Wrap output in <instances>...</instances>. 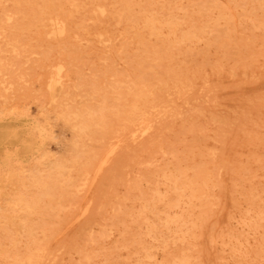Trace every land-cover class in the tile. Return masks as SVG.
Listing matches in <instances>:
<instances>
[{
  "label": "rangeland",
  "instance_id": "1",
  "mask_svg": "<svg viewBox=\"0 0 264 264\" xmlns=\"http://www.w3.org/2000/svg\"><path fill=\"white\" fill-rule=\"evenodd\" d=\"M262 191L264 0H0V264H264Z\"/></svg>",
  "mask_w": 264,
  "mask_h": 264
},
{
  "label": "bare ground",
  "instance_id": "2",
  "mask_svg": "<svg viewBox=\"0 0 264 264\" xmlns=\"http://www.w3.org/2000/svg\"><path fill=\"white\" fill-rule=\"evenodd\" d=\"M35 1H36V0H35ZM134 1H135V0H134ZM139 1H140V0H139ZM40 3H41V2H40ZM136 3H137V2H136ZM144 3H145V2H144ZM31 4H32V3H31ZM107 4H108V3H107ZM133 4H134V3H133ZM135 5H136V4H135ZM135 5H131V6H132V7L134 6V9H135V7H136ZM137 5H138V4H137ZM36 7H37V5H36ZM153 7H155V6H153ZM261 7H262V6H261ZM45 8H46V7H45ZM95 8H96V7H95ZM137 8H138V7H137ZM137 8H136V9H137ZM141 8H142V7H141ZM75 9H76V8H75ZM102 9H103V7H102ZM16 10H17V9H16ZM143 10H144V9H143ZM146 10H147V9H146ZM136 11H137V10H136ZM227 11H228V10H227ZM40 12H41V11H40ZM120 12H121V11H120ZM17 14H18V13H17ZM41 14H42V12H41ZM69 14H70V13H69ZM241 14H242V13H241ZM4 15H5V14H4ZM2 16H3V15H2ZM5 16H7V15H5ZM13 16H14V15H13ZM75 16H76V15H75ZM8 17H9V16H8ZM10 17H11V16H10ZM118 17H119V16H118ZM134 17H137V15L134 16ZM134 17H133V18H134ZM5 20H6V19H5ZM34 20H35V19H34ZM117 20H118V19H117ZM229 20H230V19H229ZM55 23H56V22H55ZM229 23H230V22H229ZM160 24H161V23H160ZM221 26H222V25H221ZM59 28H60V27H59ZM176 28H177V27H176ZM63 32H64V31H63ZM172 33H173V32H172ZM189 33H190V32H189ZM188 39H189V38H188ZM215 43H216V42H215ZM173 44H174V43H173ZM221 47H222V46H221ZM251 53H252V52H251ZM154 54H155V53H154ZM159 58H160V57H159ZM154 60H155V59H154ZM201 60H203V59H201ZM141 63H142V62H141ZM166 63H167V62H166ZM140 65H141V64H140ZM179 66H180V65H179ZM137 67H138V66H137ZM172 67H173V66H171V68H172ZM164 68H165V67H164ZM199 68H200V67H199ZM179 69H180V67H179ZM184 69H185V68H184ZM186 69H187V68H186ZM190 69H191V68H190ZM167 71H168V70H167ZM167 71H166V72H167ZM174 72H175V71H174ZM185 72H186V71H185ZM143 73H144V72H143ZM110 75H111V74H110ZM190 75L193 76L192 74H190ZM240 75H241V74H240ZM164 76H165V75H164ZM174 76H175V75H174ZM55 78H56V77H55ZM144 78H145V77H144ZM179 78H180V77H179ZM57 79H58V78H57ZM139 79H141V78L139 77ZM168 79H169V78H168ZM154 80H156V79H154ZM170 80H171V79H170ZM189 80H190V79H189ZM196 80H197V79H196ZM158 81H159V80H158ZM172 81H173V80H172ZM194 81H195V80H194ZM159 82H160V81H159ZM143 83H144V82H143ZM148 83H150V82H148ZM148 83H147V84H148ZM166 83H167V82H166ZM188 83H189V82H188ZM160 84H161V83H160ZM183 84H184V83H183ZM143 85H144V84H143ZM152 85H154V84H152ZM157 85H158V84H157ZM162 85H163V84H162ZM173 85H174V84H173ZM184 85H185V84H184ZM140 86H142V85H140ZM144 86H145V85H144ZM146 86H148V85H146ZM177 86H178V85H177ZM138 87H139V86H138ZM138 87H137V88H138ZM165 87H166V85H165ZM147 88H148V87H147ZM153 88H154V86H153ZM162 88H163V87H162ZM177 88H178V87H177ZM134 89H135V86H134ZM143 89H144V88H143ZM151 89H152V88H151ZM189 89H190V88H189ZM211 89H212V88H211ZM146 90H147V89H146ZM149 90H150V89H149ZM155 90H156V88H154V91H155ZM186 90H187V89H186ZM147 91H148V90H147ZM168 91H169V90H168ZM179 91L181 92V90H179ZM140 92H142V91H140ZM140 92H139V93H140ZM159 92H162V91L159 90ZM159 92H158V93H159ZM134 93H135V91L133 92V94H134ZM154 93H155V92H154ZM163 93H164V92H163ZM171 93H172V92H171ZM186 93H187V92H186ZM140 94H141V93H140ZM149 94H150V93H149ZM138 95H139V94H138ZM138 95H137V96H138ZM152 95H153V94H152ZM135 96H136V95H135ZM148 96H149V95H148ZM148 96H147V97H148ZM138 97H139V96H138ZM147 97H146V98H147ZM176 98H177V97H176ZM131 99H132V98H131ZM149 99H150V97H149ZM149 99H148V100H149ZM153 99H154V98H153ZM132 100H133V99H132ZM139 100H140V99H139ZM142 100H144V99H142ZM142 100H141V101H142ZM133 101H134V100H133ZM141 101H140V102H141ZM173 101H174V100H173ZM140 102H137V103L134 104V106H133V108H132V111H131V112H134V113H132V114H131V113H128V114H127V118L124 120V122H126L125 125H124V128L127 127V126L129 125V124H128L129 121H130V122L132 121L133 123L135 122L136 124H135V123H134V124H135L136 127H138L137 129H140L139 126H140V127H143L142 129H143L144 131L149 130V129L152 128L154 122L152 123V119L148 117V114L158 115L162 110H159V109H157L156 111L154 110V109H156V106H157V103H158V102H157V103H154V104H153V102H152L153 105H150V103L147 104L146 102H149V101H147V99H146V101L143 102V103H140ZM167 102H168V101H167ZM183 102H184V101H183ZM131 103L133 104V102H131ZM142 104H143V105H142ZM173 104H174V103H173ZM146 105H147V108H144V106H146ZM160 106L165 107L166 105H165V106H164V105H160ZM129 107H130V106H129ZM129 107H128V108H129ZM128 108H127V109H128ZM146 109L149 110V113H145L144 110H146ZM121 110H122V109H121ZM167 110H168V109H167ZM122 111H123V110H122ZM126 111H127V110H126ZM126 111H125V112H126ZM164 111H165V110H164ZM171 111H172V110H171ZM168 112H169V111H168ZM162 113H163V112H162ZM172 113H173V112H172ZM121 114H122V113H121ZM124 114H125V113H124ZM169 114H171V113H168V115H169ZM122 115H123V114H122ZM125 115H126V114H125ZM175 115H176V114H175ZM161 116H162V115H161ZM121 117H122V116H121ZM169 117H170V116H169ZM173 117H174V116H173ZM153 118H155V117H153ZM170 118H171V117H170ZM119 119H120V118H119ZM155 119H156V118H155ZM160 119H161V118H160ZM158 120H159V119H158ZM120 121H121V119H120ZM153 121H157V120H153ZM159 121H161V120H159ZM165 121H166V120H165ZM169 121H170V120H169ZM156 123H158V122H156ZM182 125H183V123H182ZM127 128H130V126L127 127ZM133 128L136 129L135 127L132 126V128H130V130H129V133H130V131L133 132V130H134ZM142 129H141V130H142ZM163 129H164V128H163ZM166 129H167V128H166ZM186 129H187V128H186ZM123 130H124V129H123ZM123 130H122V132H121V135H124V131H123ZM127 131H128V129H127ZM137 131H138V130H137ZM125 132H126V130H125ZM139 132H140V131H139ZM139 132L136 133V134H140ZM146 132H147V131H146ZM156 132H157V131H156ZM160 132H161V131H160ZM188 132H189V131H188ZM244 132H245V131H244ZM4 133H5L4 138H5V139H8V140L12 139V137H14L13 135H15L14 131H7V132H4ZM127 133H128V132H127ZM165 133H166V132H165ZM136 134H134V135H136ZM161 134H162V133H161ZM128 135H129V134H128ZM143 135H144V134H143ZM145 135H146V134H145ZM158 135H159V134H158ZM118 136H120V135H118ZM124 136H125V135H124ZM109 137H110V136H109ZM120 137L122 138V136H120ZM135 137H136V136H135ZM121 138H120V139H121ZM132 138H134V137H132ZM136 138H137V137H136ZM146 139H148V138H146ZM152 139H153V138H152ZM156 139H157V137H156ZM118 140H119V138H118ZM166 140H167V138H166ZM132 142H133V141H132ZM147 142H148V141H147ZM151 143H152V142H151ZM163 143H164V141H163ZM151 146H152V145H151ZM141 149H142V148H141ZM210 149H211V148H210ZM207 150H208V149H207ZM159 151H160V150H159ZM179 151H180V150H179ZM193 151H194V150H193ZM191 152H192V151H191ZM210 152H211V151H210ZM141 153H142V152H141ZM171 154H172V152H171ZM192 154H193V153H192ZM206 154H207V153H206ZM135 156H136V155H135ZM141 157H142V156H141ZM133 158H134V157H133ZM137 158H138V157H137ZM251 160H252V159H251ZM144 162H145V161H144ZM151 164H152V163H151ZM144 165H145V164H144ZM158 167H159V166H158ZM171 168H172V167H171ZM188 168H189V167H188ZM191 168H192V167H191ZM183 169H184V168H183ZM189 169H190V168H189ZM202 170H203V169H202ZM83 171H85V170H83ZM165 172H166V171H165ZM165 172H164V173H165ZM201 172H202V171H201ZM208 172H209V171H208ZM217 172H218V170H217ZM179 174H180V173H179ZM196 174H197V173H196ZM154 175H155V174H154ZM167 176H168V175H167ZM180 176H181V175H180ZM246 176H247V174H246ZM168 177H169V176H168ZM181 178H182V180H183V178H185V177H181ZM181 178H180V179H181ZM173 179L175 180V177H174ZM184 180H185V179H184ZM205 180H206V179H205ZM214 180H215V179H214ZM229 180H230V179H229ZM195 181H196V180H195ZM196 183H197V182H196ZM190 184H191V183H190ZM206 184H207V183H206ZM184 186H185V185H184ZM186 186H187V185H186ZM130 188H131V187H130ZM205 188L208 189V187H205ZM137 189H138V188H137ZM182 189H183V188H182ZM204 190H205V189H204ZM208 190H209V189H208ZM137 191H138V190H137ZM149 191L151 192V190H149ZM155 191H156V190H155ZM179 191L181 192V189H180ZM262 192H264V191H262ZM138 193H139V192H138ZM201 193L203 194V190H202V192H200V194H201ZM149 194H150V193H149ZM151 194H152V193H151ZM200 194H199V196H201ZM141 195H142V194H141ZM152 196H153V195H152ZM156 196H157V195H156ZM206 196H207V195H206ZM133 197H134V196H133ZM157 197H158V196H157ZM24 200H25V199H24ZM24 200H23V201H24ZM120 200H121V199H120ZM165 200H166V199H165ZM15 201H16V200H15ZM135 201H136V200H135ZM20 202H21V200H20ZM26 202H27V201H26ZM136 202H137V201H136ZM151 202H152V201H151ZM137 203H138V202H137ZM166 203H167V202H166ZM199 203H200V202H198L197 205H199ZM139 204H140V202H139ZM162 204H163V203H162ZM2 205H3V204H2ZM9 205H10V204H9ZM143 205H144V204H143ZM145 205H146V204H145ZM191 205H192V204H191ZM6 206H7V205H5V208H6ZM26 206H28V202H27V205H26ZM138 206H139V205H138ZM200 206H202V205L200 204ZM125 207H126V206H125ZM27 208H28V207H27ZM153 208H154V207H153ZM158 208H159V207H158ZM8 209H9V208H8ZM148 209H149V208H148ZM133 210H134V209H133ZM239 210H240V209H239ZM117 211H118V210H117ZM152 211H153V209H152ZM1 213H2V212H1ZM3 213H4V212H3ZM6 213H7V212H6ZM189 213H190V212H189ZM194 214H195V213H194ZM194 214H193V215H194ZM119 215H120V214H119ZM193 215H192V216H193ZM3 216H4V215H3ZM9 216H10V215H9ZM29 216H31V215H29ZM194 216H197V214H195ZM249 217L252 218V216H249ZM6 218H7V217H6ZM6 218H5V219H6ZM9 218H10V217H9ZM200 218H201V217H200ZM242 218H243V217H242ZM28 219H29V218H28ZM33 219H35V218H33ZM142 219H143V218H142ZM252 220H253V219H252ZM10 221H11V220H10ZM155 221H156V220H155ZM3 222H5V221H3ZM153 222H154V221H153ZM8 223H9V222H8ZM115 223H116V222H115ZM6 224H7V223H6ZM10 224H11V223H10ZM10 226H11V225H10ZM2 227H3V226H2ZM2 227H1V229H3ZM13 227L15 228V226H13ZM19 227H20V225L17 226V228H19ZM89 227H90V226H89ZM153 227H154V226H153ZM99 228H100V226H99ZM114 228H115V227H114ZM8 229H10V228H8ZM15 229H16V228H15ZM85 229H86V228H85ZM100 229H101V228H100ZM212 229H213V228H212ZM13 230H14V229H13ZM16 230H17V229H16ZM115 230H116V229H115ZM5 231H6V230H5ZM5 231H3L4 234H5ZM22 231H23V230H22ZM81 231H82V230H81ZM84 231H85V230H84ZM89 231H90V230H89ZM89 231H88V233H89ZM109 231H110V230H109ZM118 231H119V230H118ZM32 232H33V230H32ZM95 232H96V231H95ZM165 232H166V231H165ZM241 232H242V231H241ZM6 233H7V232H6ZM15 233H17V232H15ZM30 233H31V232H30ZM184 233H185V232H184ZM12 234H13V233H12ZM96 234H97V233H95L94 235H96ZM7 235H9V237H11V236H10V233H9V234L7 233L6 236H7ZM50 235H51V234H50ZM50 235H49V236H50ZM14 236H15V235H14ZM42 236H43V235H42ZM84 236H85V235H84ZM47 237H48V236H47ZM47 237H44V239H42V238H40V239L45 240V238H46V240H47V239L49 238V237H48V238H47ZM76 237H77V236H76ZM79 237H80V236H79ZM4 238H5V237H4ZM196 238H197V237H196ZM85 239H86V238H85ZM87 239H88V238H87ZM191 239H192V238H191ZM131 240H132V239H131ZM213 240H214V238H213ZM20 241H21V240H20ZM3 242H4V241H3ZM45 242H46V241H45ZM47 242H48V241H47ZM75 242H76V241H75ZM118 242H119V241H118ZM122 242H123V241H122ZM165 242H166V241H165ZM223 242H224V241H223ZM225 242H226V241H225ZM259 242H260V241H259ZM4 243H7V242H4ZM4 243H3V244H4ZM13 243H14V242H13ZM58 243H59V241H58ZM58 243H57V244H58ZM83 243H84V242H83ZM87 243H88V241H87ZM91 243H92V241H91ZM98 243H99V242H98ZM228 243H229V242H228ZM31 244H32V243H31ZM34 244H35V243H34ZM49 244H50V243H48V245H49ZM59 244H60V243H59ZM163 244H164V243H163ZM48 245L46 244V246H48ZM62 246H63V245H62ZM69 246H70V245H69ZM69 246H68V247H69ZM73 246H74V245H73ZM173 246H174V245H173ZM6 247H7V246H6ZM53 247H54V246H53ZM53 247H51V248L53 249ZM70 247H72V246H70ZM164 247H165V245H164ZM227 247H228V246H227ZM7 248H8V247H7ZM40 248H41V245H40ZM51 248H48L49 250L46 248L47 251H45V252H47V253L50 252V249H51ZM57 248H58V247H57ZM93 248H94V247H93ZM146 248H149V247H146ZM191 248H192V247H191ZM205 248H206V247H205ZM223 248H224V247H223ZM225 248H226V247H225ZM21 249H22V248H21ZM23 249H24V248H23ZM43 249H45V248L43 247ZM46 249H45V250H46ZM54 249H55V247H54ZM54 249H53V250H54ZM64 249H66V248H64ZM156 249H157V248H156ZM186 249H187V248H186ZM259 249H260V248H259ZM31 250H33V249H31ZM41 250H42V249H41ZM53 250H51V251H52L51 253H53L52 255H55L54 252H53ZM70 250H71V249H70ZM75 250H76V249H75ZM75 250H74V251H75ZM78 250H79V249H78ZM78 250H77V251H78ZM103 250H104V248H103ZM188 250H189V248H188ZM188 250H187V252H188ZM203 250H204V249H203ZM7 251L9 252L10 250H7ZM19 251H20V249H19ZM36 251H37V250H36ZM68 251H69V250H67V252H68ZM71 251H73V250H71ZM130 251H131V250H130ZM185 251H186V250H185ZM31 252H32V251H31ZM34 252H35V251H34ZM43 252H44V251H43ZM67 252H65V253H67ZM90 252H91V251H90ZM131 252H132V251H131ZM180 252H181V251H180ZM180 252H179V253H180ZM38 253H39V252H38ZM41 253H42V251H41ZM47 253H46V254H45V253H42V254H43V255H44V254L47 255ZM91 253H92V252H91ZM91 253H90V254H91ZM169 253H170V252H169ZM204 253H205V252H204ZM30 254H31V253H30ZM42 254H40V256H41ZM48 254H49V253H48ZM187 254H188V253H187ZM8 255H9V254H8ZM52 255H51V256H52ZM84 255H85V253H84ZM92 255H93V253H92ZM92 255H91V256H92ZM170 255H171V254H170ZM226 255H227V254H226ZM240 255H242V253H241ZM5 256H7V255H5ZM26 256H27V255H26ZM28 256H29V255H28ZM37 256H38V255H37ZM51 256H50V257H51ZM101 256H102V255H101ZM134 256H135V255H134ZM179 256H180V254H179ZM183 256H184V255H183ZM243 256H244V255H243ZM0 257H1V256H0ZM43 257H44V256H43ZM33 258H34V257H33ZM85 258H86V257H85ZM126 258H127V257H126ZM188 258H189V257H188ZM40 259H42V258H40ZM47 259H49V257H47ZM47 259L45 258V260H47ZM50 259H51V258H50ZM50 259H49V260H50ZM150 259H151V258H150ZM176 259H177V258H176ZM173 260L175 261V259H173ZM173 260L171 259L170 262L173 263ZM42 261H43V260H42ZM77 261H78V260H77ZM158 261H159V260H158ZM197 261H198V260H197ZM225 261H226V260H225ZM40 262H41V261H39V259H32V258H31V255H30V258H27V259H25V258H24V259H18V260H16V261H13V264H40ZM46 262H47V261H46ZM127 262H128V261H127ZM160 262H162V261H159V263H160ZM211 262H212V261H211ZM211 262H210V263H211ZM41 263H42V262H41ZM137 263H138V261H137ZM186 263H187V262H186ZM190 263H191V262H190ZM210 263H209V264H210ZM55 264H56V262H55ZM90 264H91V263H90ZM157 264H158V263H157ZM187 264H188V263H187Z\"/></svg>",
  "mask_w": 264,
  "mask_h": 264
}]
</instances>
